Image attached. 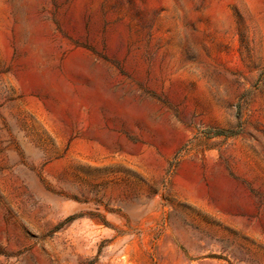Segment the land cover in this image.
Wrapping results in <instances>:
<instances>
[{"label": "rangeland", "instance_id": "374dc122", "mask_svg": "<svg viewBox=\"0 0 264 264\" xmlns=\"http://www.w3.org/2000/svg\"><path fill=\"white\" fill-rule=\"evenodd\" d=\"M0 264H264V0H0Z\"/></svg>", "mask_w": 264, "mask_h": 264}, {"label": "bare ground", "instance_id": "6f19581e", "mask_svg": "<svg viewBox=\"0 0 264 264\" xmlns=\"http://www.w3.org/2000/svg\"><path fill=\"white\" fill-rule=\"evenodd\" d=\"M60 165H61V161H55V162L53 163L52 166H60ZM35 187H36L39 191H42V188H41V186H40L38 183H35Z\"/></svg>", "mask_w": 264, "mask_h": 264}]
</instances>
